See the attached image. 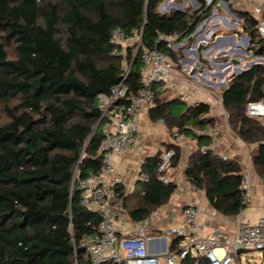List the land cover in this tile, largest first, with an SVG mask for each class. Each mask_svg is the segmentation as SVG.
I'll return each instance as SVG.
<instances>
[{"label": "trees", "instance_id": "1", "mask_svg": "<svg viewBox=\"0 0 264 264\" xmlns=\"http://www.w3.org/2000/svg\"><path fill=\"white\" fill-rule=\"evenodd\" d=\"M163 1L0 0V111L8 118L0 123V264H91L80 242L96 233L99 220L81 206L78 183L101 170L99 96H110L121 82L124 59L129 92L117 105L128 106L142 87L140 53L135 59L131 52L125 58L114 55L110 35L115 29L128 35L143 28V46L177 63L159 38L183 40L209 14L201 0L190 14H160ZM243 18L252 50L264 59L257 21L246 14ZM10 44L13 58L7 53ZM262 98L260 65L232 78L221 93L228 127L254 147L250 155L264 186V124L245 112L248 103ZM209 111L205 104L158 98L148 117L208 144L210 139L194 130L215 127ZM166 151H173L170 168H175L178 147ZM159 165L160 153L146 159L139 172L147 178L141 181L142 193L121 197L132 223L165 206L176 189L159 180ZM185 176L220 215L236 216L246 208L238 163L199 148L191 154ZM179 264L208 263L188 258Z\"/></svg>", "mask_w": 264, "mask_h": 264}, {"label": "built area", "instance_id": "2", "mask_svg": "<svg viewBox=\"0 0 264 264\" xmlns=\"http://www.w3.org/2000/svg\"><path fill=\"white\" fill-rule=\"evenodd\" d=\"M233 0H201L208 16L184 40L176 36H162L158 43H163L173 53L182 51L184 54L194 51L189 46V39L197 40L196 46L208 44L215 29L216 6H225ZM190 6L199 8L198 0H164V4ZM178 11V10H177ZM181 12H184L181 9ZM169 13L163 12V14ZM250 16H264V0L250 11ZM257 34L264 40V21L258 20ZM143 28L134 29L126 35L120 29L112 31L109 45L114 55L131 52L133 56L140 53V73L142 87L138 94L130 99L128 106L117 105V101L126 98L129 87L125 83L129 68L123 70L121 82L111 90L110 96H99V104L103 109V139L99 154L101 170L78 183L81 191V206L94 213L98 220L96 233L85 237L80 248L89 256L91 264H179L185 259L196 262L204 260L208 264H242L240 255L250 251L264 252V217L256 222L241 221L232 237L214 231L202 235L201 212L196 207H185L181 212L180 222L168 225L158 233H153L148 220L132 223L127 218L121 204L122 179L116 169V161L124 157L140 140V128L143 118L155 107L158 99L157 87L165 86L173 91L175 84L170 79L172 62L157 49H148L142 44ZM188 47L187 49H185ZM180 71L190 76V68L180 63ZM199 89L179 94L184 104H193L199 95ZM211 108V107H210ZM213 110V108H211ZM246 115L258 119L264 124V98L250 102L246 106ZM162 123V121H161ZM199 136L208 137L212 148H219L216 127L197 130ZM171 138L177 142L184 141L183 134L173 129ZM201 151L206 148H200ZM173 151H161L160 165L157 169L159 180L166 183L164 175L170 169ZM222 160H226L222 157ZM140 181H147L144 175L138 176ZM243 204L251 200L249 184L242 181ZM157 211L151 217L157 216Z\"/></svg>", "mask_w": 264, "mask_h": 264}, {"label": "crops", "instance_id": "3", "mask_svg": "<svg viewBox=\"0 0 264 264\" xmlns=\"http://www.w3.org/2000/svg\"><path fill=\"white\" fill-rule=\"evenodd\" d=\"M260 2L261 0H233L225 6L217 5L215 29L209 43L196 46L197 40L189 39L188 44L194 51L187 54L182 51L174 53L177 63L172 62L170 79L175 84V89L170 91L163 85L157 87L158 98L170 94L168 100L177 99L180 93L191 92L193 88L199 89L196 102L186 105L205 104L209 107V116L215 120L218 131L219 148L213 149L211 141L208 144H200L196 139L184 135V141L177 143L170 136L173 129L170 130L161 121L151 122L147 114L140 128L139 143L116 161L124 195H139L143 187L138 179L142 163L157 156L161 151L170 150L173 146L178 147L179 162L164 175L166 183L174 184L176 189L168 203L155 210L157 216L150 218V214L146 219L155 234L168 225L180 222L182 209L188 206L196 207L201 212L202 235L220 231L232 237L239 222H256L264 217L263 181L258 176L250 155L254 147L247 146L229 129L221 101V93L232 78L254 66H264V59L255 55L249 36L243 31V14L250 16V11ZM252 18L264 21L263 15L258 19L254 16ZM180 63L191 69L190 76L181 73ZM196 131L194 130L195 134ZM199 148L210 149L221 159L225 157L226 160L239 164L241 176L249 184L251 200L238 215L224 217L217 213L207 201L204 191L196 188L186 178L188 160ZM137 184H141L138 193L134 190Z\"/></svg>", "mask_w": 264, "mask_h": 264}, {"label": "rangeland", "instance_id": "4", "mask_svg": "<svg viewBox=\"0 0 264 264\" xmlns=\"http://www.w3.org/2000/svg\"><path fill=\"white\" fill-rule=\"evenodd\" d=\"M181 2H178V5H169V4H164L162 5V7H158V12L160 14H163V12H172L175 10H181L183 9V11L186 14H190L191 12H193V9L190 8V6L186 7V6H181L180 5ZM168 14V13H165ZM7 53L9 58H13L14 57V45L10 44L7 46ZM123 57L125 58L124 54ZM128 69V65H127V61L126 59L123 60V70ZM170 94H165L163 99H169ZM181 107V106H180ZM182 108V107H181ZM8 121V118L6 116V114L3 112V110L0 111V123H6ZM134 190L136 193L140 192L141 190V184H137L134 186ZM240 261L242 264H264V252L261 251H250V252H245L242 253L240 255Z\"/></svg>", "mask_w": 264, "mask_h": 264}, {"label": "water", "instance_id": "5", "mask_svg": "<svg viewBox=\"0 0 264 264\" xmlns=\"http://www.w3.org/2000/svg\"><path fill=\"white\" fill-rule=\"evenodd\" d=\"M178 11H179V12H181V10H178ZM136 56H137V55H135L134 59L136 58ZM101 121H102V120H100V122L98 123V125H97L96 129H97L99 126H100V124H101ZM73 185H74V182H73V184H72V187H73ZM82 250H83V249H82Z\"/></svg>", "mask_w": 264, "mask_h": 264}]
</instances>
